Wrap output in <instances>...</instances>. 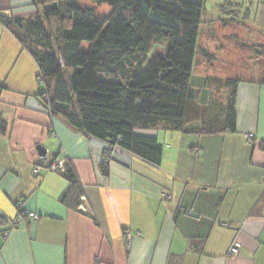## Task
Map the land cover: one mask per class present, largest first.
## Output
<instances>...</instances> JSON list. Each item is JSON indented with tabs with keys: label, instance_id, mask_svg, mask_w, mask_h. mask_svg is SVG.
<instances>
[{
	"label": "crops",
	"instance_id": "0c3cea01",
	"mask_svg": "<svg viewBox=\"0 0 264 264\" xmlns=\"http://www.w3.org/2000/svg\"><path fill=\"white\" fill-rule=\"evenodd\" d=\"M219 4L218 18L225 6H237L242 22L264 33V0ZM51 5L0 0V13L29 18ZM38 72L0 23V264H264L263 81L239 79L235 132L138 129L162 145L161 163L152 166L51 116L38 95ZM56 158L71 164L86 212L60 201L67 179L47 169ZM162 191L171 199L163 200ZM20 211L24 220L3 237ZM235 240L240 251L229 255Z\"/></svg>",
	"mask_w": 264,
	"mask_h": 264
},
{
	"label": "trees",
	"instance_id": "16d2710c",
	"mask_svg": "<svg viewBox=\"0 0 264 264\" xmlns=\"http://www.w3.org/2000/svg\"><path fill=\"white\" fill-rule=\"evenodd\" d=\"M36 1L52 5L29 18L0 13V23L35 60L43 87L38 95L46 98L51 116L152 166L161 163L162 145L138 129L235 132L240 80H219L223 96L217 100L209 93L207 104H200L189 86L206 0H92L112 8L105 15H95L76 0ZM161 40L163 53L148 57ZM125 57L136 67L125 70ZM107 63L118 65L126 79L104 78ZM63 168L68 185L60 201L77 208L83 188L71 164L66 161ZM101 170L107 172L106 162Z\"/></svg>",
	"mask_w": 264,
	"mask_h": 264
},
{
	"label": "rangeland",
	"instance_id": "374dc122",
	"mask_svg": "<svg viewBox=\"0 0 264 264\" xmlns=\"http://www.w3.org/2000/svg\"><path fill=\"white\" fill-rule=\"evenodd\" d=\"M76 1L95 15H105L112 9L108 5L97 4L92 0ZM219 3L220 0H206L201 12L200 23L202 20L203 22L200 34L198 33L199 46L196 45L195 64L189 79V86L196 91V98L200 104L208 103L209 93L216 96L217 100L222 98L223 91L219 89V80L257 79L264 82V33L242 22V14L237 13L236 6H225L222 9L225 13L218 18ZM208 18L211 19L210 22ZM165 45V41L162 40L155 43V50L151 49L148 57L155 52L163 53ZM127 58L121 61L123 68L130 70L136 67V63L128 62ZM107 66L108 72L101 73L104 78L116 76L122 80L126 79V74L118 65ZM206 76L209 77L207 81ZM36 80L41 90L42 84Z\"/></svg>",
	"mask_w": 264,
	"mask_h": 264
},
{
	"label": "built area",
	"instance_id": "2783aa9c",
	"mask_svg": "<svg viewBox=\"0 0 264 264\" xmlns=\"http://www.w3.org/2000/svg\"><path fill=\"white\" fill-rule=\"evenodd\" d=\"M38 81L40 82L39 79H38ZM42 101L46 103L47 100L44 97V98H42ZM244 136H245L246 139H251L253 137L252 134H245ZM109 154H110V149H107V150H105L103 156L105 158H107ZM104 162H105V160H104ZM63 165H64L63 160H59V159L56 158V159H54V161L51 163V165L47 169L54 170V171H56V170L63 171L64 170ZM39 170H40V166H38V165L35 166L33 168V174H38ZM161 198L163 200L167 201V200L171 199V196H170V194L168 192L162 191L161 192ZM19 207H21V205H19ZM77 209L80 212H86L85 208L81 204L77 207ZM26 217L28 219H30V220H36L37 219V214H35L34 212H27L26 213ZM23 220H24V216H23V213L20 211L19 214L13 220H11L9 222V227H7V229H5V230H3L1 232V235L3 237H6L8 232H9V230L14 228V227H16V226H18V225H20ZM223 225L226 226L227 224L223 223ZM136 234L139 235L140 233L136 232ZM125 240H126L127 244L130 243V240H131V234L130 233L125 234ZM240 248H241V243L239 241L235 240L229 246L228 254L229 255H237L239 253V251H240Z\"/></svg>",
	"mask_w": 264,
	"mask_h": 264
},
{
	"label": "water",
	"instance_id": "95a60500",
	"mask_svg": "<svg viewBox=\"0 0 264 264\" xmlns=\"http://www.w3.org/2000/svg\"><path fill=\"white\" fill-rule=\"evenodd\" d=\"M38 154L43 156L45 154V148L42 146H37Z\"/></svg>",
	"mask_w": 264,
	"mask_h": 264
}]
</instances>
